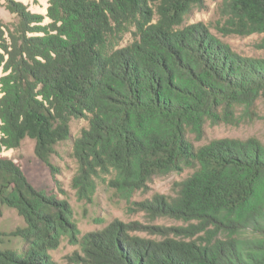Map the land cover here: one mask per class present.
Segmentation results:
<instances>
[{"label":"trees","instance_id":"trees-1","mask_svg":"<svg viewBox=\"0 0 264 264\" xmlns=\"http://www.w3.org/2000/svg\"><path fill=\"white\" fill-rule=\"evenodd\" d=\"M0 1L17 18L0 23V206L23 219L8 236L26 244L0 247V264H54L48 252L62 236L77 242L67 203L34 189L1 153L31 139L55 176L50 157L80 119L88 126L71 152L80 198L91 200L105 177L130 197L155 177L190 174L173 183L174 196L138 204L181 226L151 227L155 239L136 235L138 223L111 222L80 240L75 264H264V143L215 138L195 146L206 125L260 119L263 58L238 54L204 22L189 23L204 0H49L46 16ZM216 13L221 38L264 34V0H221Z\"/></svg>","mask_w":264,"mask_h":264},{"label":"rangeland","instance_id":"rangeland-1","mask_svg":"<svg viewBox=\"0 0 264 264\" xmlns=\"http://www.w3.org/2000/svg\"><path fill=\"white\" fill-rule=\"evenodd\" d=\"M27 5L31 12L46 16L49 0H15ZM221 0H204L205 9L195 10L189 18V23L204 22L212 34L229 44L238 54L245 57H255L264 59V50L259 48V44L264 39L262 35H251L249 37L229 36L221 38L215 29L218 16L216 8ZM17 18L9 13L5 8L4 1H0V23L10 26L16 23ZM49 23L45 18L43 24ZM132 37L125 35L122 46L130 43ZM0 68V78L3 76ZM1 96V95H0ZM258 114L260 119L251 124H243L239 127L231 126H209L205 127L203 140L195 142L198 146L205 141L215 138H239L256 137L264 143V101L257 102ZM87 121L84 119L72 120L70 123L71 137L66 141L55 146V151L50 157V163L56 169V175L53 176L50 169L43 164L35 155V142L31 139H25L21 146L16 150H7L1 153V156L11 159L22 171L27 181L37 191L45 194H53L58 200L65 201L70 209V221L77 229V242L70 241L68 236H62L59 246L48 252L51 261L54 264H75V254L82 255L80 240L87 234L101 230L111 222L119 221L123 224L138 223L144 229L135 233L138 236L161 239L154 235V229L151 227L170 228L181 226V222L169 218H152L140 209V202L150 199L152 195L158 193L167 196H174L172 186L174 182L185 179L190 171L185 170L182 173H169L153 178L148 184L146 192H135L130 197L119 195L113 188L107 185L109 177L105 181H96V190L91 200L82 199L77 195L76 190L71 187L72 178L76 172L77 164L71 156L72 142L80 135L82 129L87 128ZM191 138V137H190ZM25 223L17 212L4 206H0V232L3 236V243L0 245L3 249H13L20 251L26 244L20 238L8 236L18 228H23Z\"/></svg>","mask_w":264,"mask_h":264},{"label":"crops","instance_id":"crops-1","mask_svg":"<svg viewBox=\"0 0 264 264\" xmlns=\"http://www.w3.org/2000/svg\"><path fill=\"white\" fill-rule=\"evenodd\" d=\"M32 13H34V12H32ZM47 13V12H46Z\"/></svg>","mask_w":264,"mask_h":264}]
</instances>
